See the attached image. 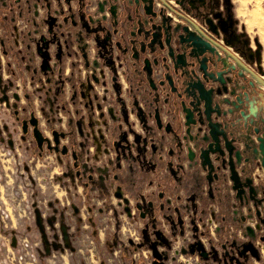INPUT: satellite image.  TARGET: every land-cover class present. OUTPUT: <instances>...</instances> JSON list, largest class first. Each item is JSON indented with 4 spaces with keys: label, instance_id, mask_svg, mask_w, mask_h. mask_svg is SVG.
I'll return each instance as SVG.
<instances>
[{
    "label": "water",
    "instance_id": "95a60500",
    "mask_svg": "<svg viewBox=\"0 0 264 264\" xmlns=\"http://www.w3.org/2000/svg\"><path fill=\"white\" fill-rule=\"evenodd\" d=\"M33 1L35 4L30 0L9 2V11L13 10L16 17L35 28L26 33L20 31L21 37L28 42L23 58L34 62L35 68L34 75L30 76L31 89L23 87L26 105L21 107V113L18 110L20 97L6 94L12 82L7 80L2 85L0 80V264H250L253 259L260 261L254 241L258 238L264 243L261 233L264 218L258 217L254 228L241 224L242 237L237 232L231 233L226 223L229 218L219 216L224 196L214 194L208 175L214 169L229 167L234 196L249 189L252 191V175L241 182L236 175L237 167L240 173L245 171L240 160L230 159L228 163L223 161L217 165V159L208 160V151L212 149H200L198 159L205 168L197 170L199 175L196 177V168L190 164V158L187 165L176 163L174 159L168 161L163 136L159 137L156 150L152 146L149 148L146 137L132 130V142L126 131L120 132L119 140L112 142L115 147L112 157L113 146L101 132L98 131L99 139L91 138L93 130L83 131L84 118L73 120L70 100H67L70 78L63 77L62 68L56 71L50 66L49 50L53 46L57 56L59 53L70 56V50L74 51L76 46L89 68L90 78L103 85L105 69L113 73L114 81L119 75L118 70L128 65L122 59L127 49L121 50L117 29L110 30L102 25L105 16L97 17L102 9L90 10L87 15L86 10L82 11L84 3H76L77 9H73L65 0L68 9L61 11L62 17H59L56 11L50 15V0H42L48 11L37 17L33 10L39 0ZM186 3L191 7L189 0ZM40 7L43 9L42 5ZM199 7L207 9L204 5ZM199 7H192L193 15L201 13ZM159 15L162 16V9ZM112 16L115 18L114 13ZM164 26L161 22L160 28ZM36 55L43 59L41 66L36 65ZM40 82L41 88L35 87ZM35 96L43 103L39 108L42 116H49L44 126L36 114ZM201 99L206 101L207 95ZM235 101L240 103L238 99ZM11 108L16 109L11 111ZM88 126L92 129L91 124ZM90 139L96 145L92 153ZM103 145H109V148L105 150ZM251 153L246 169L252 174V170L260 166L264 173V142ZM53 155L59 165L57 172L40 166V160ZM203 158H208L206 163ZM131 159L139 165L133 171L124 166ZM151 160H154L153 169H149L151 173L149 170L143 172L141 165ZM177 161L180 162V158ZM202 171H205L204 175ZM148 172L151 179L147 185L155 183L157 189L138 194L135 187L143 188ZM223 174L227 177V173ZM166 177H172V181ZM161 187L164 193L157 192ZM110 189H114L112 196L118 200L116 206L121 208L120 211L111 202ZM191 189L196 190L185 197ZM95 190L98 195L89 193ZM96 196L106 200L100 207L92 201ZM238 202L240 206L248 205L247 196ZM213 203L218 205L217 211L211 207ZM247 208V216L243 215L238 222L231 217V222L244 223L251 218L249 205ZM122 214L128 218L137 240L122 239L123 222L119 217ZM216 220L222 224L211 230L210 226ZM100 231L104 233V242ZM143 251H147L146 255Z\"/></svg>",
    "mask_w": 264,
    "mask_h": 264
},
{
    "label": "flooded vegetation",
    "instance_id": "af4514ba",
    "mask_svg": "<svg viewBox=\"0 0 264 264\" xmlns=\"http://www.w3.org/2000/svg\"><path fill=\"white\" fill-rule=\"evenodd\" d=\"M30 1L35 4V1ZM9 2L10 0H0V80H2V85L6 84L7 80L12 82V86L6 90V94L20 97L18 110L21 113V107L26 105L23 98V94H25L23 87L27 86L31 89L30 76L34 75L32 71L35 64L23 58L24 52H27L25 46L28 42H25L26 38L21 37L20 31L26 33L35 28L26 24L23 18L16 17L13 10L10 12ZM67 2L72 4L73 9H77L76 3L80 5L84 3L82 11L86 10L87 15L90 10H103L102 13H97V17L105 16L106 21H102V25L105 24L110 30L117 29V40L121 50L127 49L126 55L122 59L124 58L128 64L118 70L119 75L115 77L114 81L112 80L113 73L105 69V77L101 80L103 81V85H101L90 78L89 68L85 66L86 62H84L82 53L76 49V46L73 48L74 51L70 50V56L62 55V53L57 56L56 49L51 46L49 50L50 66L54 67L56 71L62 68L63 77L70 78V83L67 84V100H70L73 120L77 121L83 117L85 120L83 131L91 132L93 130L91 138L94 136L97 139H99L98 131L101 132L107 139V143L110 141L111 147L113 146L112 142L119 140L118 136L122 131L128 133V140L131 142L134 136L130 130L146 137L149 148L152 146L156 150L159 147L158 139L163 136L166 140L164 152L168 156V161L174 159L176 163L187 165L191 159L190 164L195 165L194 168H196L194 170L196 177L199 175L197 170L205 168L198 159V155L201 154L200 149H212L208 151L209 159L203 158V163H206V159L210 161L217 159L215 163L221 165L223 161L228 163L230 159L232 161L239 159L245 171L240 173V169L237 167L236 175L239 176V182L252 175L254 187L252 191L249 189L238 197L234 196L232 189L234 182L230 177L229 167L209 171L210 185L216 188V190L214 188L212 190L215 191L214 194L220 193V196H224L222 197L223 202L220 204L219 216L223 215L229 218L226 223H228L231 233L237 232V235L242 237L241 224L254 228L258 217L264 218V173L260 166H256L251 174L245 166L249 165L251 161L252 149L264 142V123L249 116L240 103H236L235 99L237 98L234 93L230 94L223 88L218 89L210 78L204 76L197 60L183 51L182 32L180 26L174 22L175 14L171 8L164 0H144V2L141 0H68ZM50 3V15L54 11L60 15L61 11L68 9L65 0H50ZM36 4L33 14H36L37 17L48 11L44 1L40 2L39 0ZM41 5L43 9H41ZM161 9L162 16L159 15ZM28 16L31 17L30 14ZM68 20L71 22V19ZM161 22L164 23V28H160ZM140 50H144V52ZM42 60L36 55L37 66H41ZM145 60L146 63H144ZM122 63L124 62L122 61ZM42 79L44 80V76ZM88 80L92 89H90ZM35 87L41 88V82L40 84L36 83ZM37 94L44 97L41 92ZM205 95H207L206 101L201 99ZM232 96L234 99H231ZM34 100L36 114L40 118L41 126H44V121L49 116H42V112L39 111V108L41 109L43 106L42 101L38 100L36 96ZM10 102H13L12 98H10ZM15 109L11 108V111ZM88 124L92 125V129ZM118 125H121L120 129ZM18 128H20V124ZM112 133L113 136H111ZM95 148L93 139H90V152L92 153ZM103 148L107 150L109 145H103ZM117 148L120 151L119 145ZM112 149L111 155L114 157L115 147L113 146ZM133 155H136L134 151ZM177 158H180V162L177 161ZM245 159H247L246 163H244ZM40 166L49 167L53 172H57L59 169L54 155L40 160ZM124 166L130 171L139 167L135 159L126 161ZM153 166L154 160H151L142 164L141 168L143 172H147L149 169L152 170ZM149 172L146 173L147 181L142 184L143 188L138 190L135 187L138 194L157 189L155 183L147 185L151 179L149 176L151 172ZM223 173H227V177ZM201 174L204 175L205 171H202ZM166 179L172 181V177H166ZM129 188L133 189L132 185ZM195 190L191 189L185 197ZM78 191L81 193L82 189L79 187ZM110 191L111 202L116 206L118 200L112 196L114 189H110ZM157 192L164 193L165 190L161 187ZM89 193L98 195L96 190ZM244 195L247 196L252 216L247 218L244 223L235 224V222H231V217L236 218L238 222L240 217L249 214L248 205L240 206L238 202V199H243ZM92 201L96 207H100L106 200L105 198L97 199L96 196ZM211 207L215 211L218 209L216 203L211 204ZM117 209L121 210L120 207ZM256 212L258 215H255ZM109 213H112L111 210ZM119 217L123 222L120 228L122 239L126 241L131 237L133 240H137L126 215L122 214ZM221 224L218 220L213 221L210 228L214 230ZM112 229H114L113 226ZM165 229L167 230L168 226L165 225ZM263 231L262 228V235H264ZM100 236L103 241V231H100ZM254 243L259 250L261 260L253 259L250 264H264V243L260 242L258 238ZM146 253L147 251H143V255ZM134 256L137 258V253Z\"/></svg>",
    "mask_w": 264,
    "mask_h": 264
},
{
    "label": "crops",
    "instance_id": "0c3cea01",
    "mask_svg": "<svg viewBox=\"0 0 264 264\" xmlns=\"http://www.w3.org/2000/svg\"><path fill=\"white\" fill-rule=\"evenodd\" d=\"M164 1L180 26L183 51L218 89L234 93L246 113L264 123V0H189L191 7L187 0ZM192 7L201 13L193 15Z\"/></svg>",
    "mask_w": 264,
    "mask_h": 264
},
{
    "label": "rangeland",
    "instance_id": "374dc122",
    "mask_svg": "<svg viewBox=\"0 0 264 264\" xmlns=\"http://www.w3.org/2000/svg\"><path fill=\"white\" fill-rule=\"evenodd\" d=\"M206 17H208V16H206ZM206 17H201V18H202V19H201V20H202V21H201L202 23H203V18H206ZM205 23L208 25V22H207V21H206Z\"/></svg>",
    "mask_w": 264,
    "mask_h": 264
}]
</instances>
